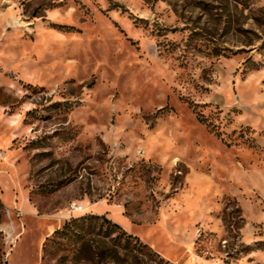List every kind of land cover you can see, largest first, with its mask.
<instances>
[{"label":"rangeland","instance_id":"rangeland-1","mask_svg":"<svg viewBox=\"0 0 264 264\" xmlns=\"http://www.w3.org/2000/svg\"><path fill=\"white\" fill-rule=\"evenodd\" d=\"M89 215L264 264V0H0V264H162Z\"/></svg>","mask_w":264,"mask_h":264},{"label":"trees","instance_id":"trees-1","mask_svg":"<svg viewBox=\"0 0 264 264\" xmlns=\"http://www.w3.org/2000/svg\"><path fill=\"white\" fill-rule=\"evenodd\" d=\"M81 227L86 228L88 232L99 228L102 230H106L109 233L116 234L119 239H121V241L125 243L124 247L126 249H136L137 246L144 255L149 256L153 261L157 262L159 260L162 264H171L161 259L158 254L153 252L151 247L146 244H142L137 238L128 234L119 224L109 220L105 216L89 215L75 219L71 222L66 223L65 227L62 230H58L55 232V235L67 237L71 233H75Z\"/></svg>","mask_w":264,"mask_h":264},{"label":"built area","instance_id":"built-area-1","mask_svg":"<svg viewBox=\"0 0 264 264\" xmlns=\"http://www.w3.org/2000/svg\"><path fill=\"white\" fill-rule=\"evenodd\" d=\"M85 211V207L82 206V205H73L72 206V212H75V213H82Z\"/></svg>","mask_w":264,"mask_h":264},{"label":"bare ground","instance_id":"bare-ground-1","mask_svg":"<svg viewBox=\"0 0 264 264\" xmlns=\"http://www.w3.org/2000/svg\"><path fill=\"white\" fill-rule=\"evenodd\" d=\"M86 210V209H85Z\"/></svg>","mask_w":264,"mask_h":264}]
</instances>
